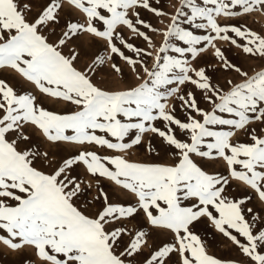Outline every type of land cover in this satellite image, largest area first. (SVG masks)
Listing matches in <instances>:
<instances>
[{
    "label": "snow or ice",
    "instance_id": "snow-or-ice-1",
    "mask_svg": "<svg viewBox=\"0 0 264 264\" xmlns=\"http://www.w3.org/2000/svg\"><path fill=\"white\" fill-rule=\"evenodd\" d=\"M169 7L0 0V247L14 264H264V207L248 206L249 192L264 206V28L244 22L264 0ZM204 222L238 258L210 252Z\"/></svg>",
    "mask_w": 264,
    "mask_h": 264
},
{
    "label": "rangeland",
    "instance_id": "rangeland-1",
    "mask_svg": "<svg viewBox=\"0 0 264 264\" xmlns=\"http://www.w3.org/2000/svg\"><path fill=\"white\" fill-rule=\"evenodd\" d=\"M170 4H176V0H161V6L165 7L167 11H172L173 9L169 7ZM230 23H238L240 21H227ZM246 23L253 29L260 31L261 28H264V17L260 16H255L251 18H245ZM153 23L156 24V21L153 20ZM158 27H162V25H156ZM88 38H85L87 41ZM157 43L160 42L161 38L157 37ZM178 43V42H177ZM226 49L227 54L230 56L231 59H233L235 62L238 64L242 65L244 68H258V63L252 59L245 58L239 50L235 48H228L227 45L224 46ZM206 59L209 62H212V57L209 54ZM87 61L82 59L81 60V65L83 66L84 63ZM7 75V74H5ZM218 78L222 81L223 76L226 74H220L218 73ZM133 159H148L147 154L144 152L143 147L135 150L132 154ZM212 167L218 171V172H225V168L222 163H217L212 165ZM100 186L104 188L105 191H108L112 197L113 200H120V201H125L128 202L131 198L126 196L124 193H122L119 189H114V186L110 184L108 181L103 180L101 178L100 180ZM245 190L243 189L242 186L235 185L234 186V195L237 196H243ZM96 195L95 189L92 190L90 195H87V199L91 200L92 196ZM249 195L253 196V200L249 203L248 206H255L257 208H261L264 206H261L259 202L255 199L254 193L249 192ZM99 203V202H97ZM131 227V225H129ZM198 234L202 236L203 239L206 240L209 246V250L212 254L216 255L217 257L225 258V259H236L238 258L236 250L229 244V242L220 236V234L216 233L215 230L207 224V222L201 223L197 229H195ZM156 235V234H154ZM157 239H165L163 235H160L157 237ZM17 260V257L14 254H7V249H3L0 247V264H14V262Z\"/></svg>",
    "mask_w": 264,
    "mask_h": 264
}]
</instances>
